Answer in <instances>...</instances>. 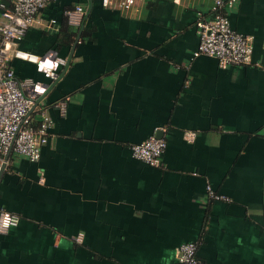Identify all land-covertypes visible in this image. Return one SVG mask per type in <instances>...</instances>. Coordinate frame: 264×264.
Listing matches in <instances>:
<instances>
[{"label":"crops","instance_id":"0c3cea01","mask_svg":"<svg viewBox=\"0 0 264 264\" xmlns=\"http://www.w3.org/2000/svg\"><path fill=\"white\" fill-rule=\"evenodd\" d=\"M78 4L80 25L65 15ZM210 7L53 0L40 11L15 46L68 64L30 114L53 119L39 160L2 155L0 205L19 222L0 232V264H179L185 242L211 264H264V0L226 11L252 38L245 66L193 56ZM11 66L18 78L48 81L32 62ZM157 134L160 165L132 155ZM207 185L227 199H209Z\"/></svg>","mask_w":264,"mask_h":264},{"label":"built area","instance_id":"2783aa9c","mask_svg":"<svg viewBox=\"0 0 264 264\" xmlns=\"http://www.w3.org/2000/svg\"><path fill=\"white\" fill-rule=\"evenodd\" d=\"M53 0H0V166L4 164L2 155L10 151L38 161L41 147L50 138L53 119L46 110H42L37 123L31 119V111L43 99L49 88L60 78L68 61L54 51L36 55L23 51L17 46L33 24L36 16ZM146 0H100L103 7L130 9ZM238 0H211V17L200 18L196 22L199 38L193 56L205 55L217 60L222 68L245 66L252 63V38L232 28L226 11L231 10ZM68 20L80 25L85 9L76 5L65 11ZM17 58L32 62L42 73L47 82L31 78H18L11 66V59ZM264 68V64L261 65ZM67 98L59 99L55 107L61 117L67 113ZM186 138H193L194 133L186 132ZM166 148L163 138L151 136L145 141L131 145L132 155L152 166L161 164V157ZM209 199H227L206 186ZM19 216L0 205V232L6 233L16 226ZM197 243L185 242L176 247L175 258L179 264H211L200 260L197 255Z\"/></svg>","mask_w":264,"mask_h":264},{"label":"water","instance_id":"95a60500","mask_svg":"<svg viewBox=\"0 0 264 264\" xmlns=\"http://www.w3.org/2000/svg\"><path fill=\"white\" fill-rule=\"evenodd\" d=\"M77 40H78V37H76V39H75V44H76ZM159 136H160L159 134L156 135V137H159Z\"/></svg>","mask_w":264,"mask_h":264},{"label":"trees","instance_id":"16d2710c","mask_svg":"<svg viewBox=\"0 0 264 264\" xmlns=\"http://www.w3.org/2000/svg\"><path fill=\"white\" fill-rule=\"evenodd\" d=\"M68 35H69L68 37L70 38V35H72V33H68Z\"/></svg>","mask_w":264,"mask_h":264}]
</instances>
